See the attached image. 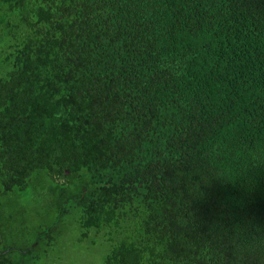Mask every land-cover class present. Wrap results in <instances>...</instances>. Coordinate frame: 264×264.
I'll return each mask as SVG.
<instances>
[{
	"label": "trees",
	"instance_id": "1",
	"mask_svg": "<svg viewBox=\"0 0 264 264\" xmlns=\"http://www.w3.org/2000/svg\"><path fill=\"white\" fill-rule=\"evenodd\" d=\"M0 219L35 264H264V0H0Z\"/></svg>",
	"mask_w": 264,
	"mask_h": 264
},
{
	"label": "flooded vegetation",
	"instance_id": "2",
	"mask_svg": "<svg viewBox=\"0 0 264 264\" xmlns=\"http://www.w3.org/2000/svg\"><path fill=\"white\" fill-rule=\"evenodd\" d=\"M48 228L50 230L47 235L51 234V237H47L46 242L50 245L54 238L51 226L39 231L34 228H26L22 232L19 229L10 228L0 219V264H35V262H39L38 259L43 257L41 250L36 249L40 243L39 239L43 236L39 235ZM30 241L32 242L30 243ZM32 250L34 251L28 254ZM24 260H26L25 263H23Z\"/></svg>",
	"mask_w": 264,
	"mask_h": 264
},
{
	"label": "rangeland",
	"instance_id": "3",
	"mask_svg": "<svg viewBox=\"0 0 264 264\" xmlns=\"http://www.w3.org/2000/svg\"><path fill=\"white\" fill-rule=\"evenodd\" d=\"M27 199L25 203L33 205L34 199L29 196ZM73 238L74 236L71 232L61 236L60 242L55 246V260L49 264H96L93 261L97 252L93 250L88 254L83 253ZM40 264L46 263L45 261H41Z\"/></svg>",
	"mask_w": 264,
	"mask_h": 264
},
{
	"label": "water",
	"instance_id": "4",
	"mask_svg": "<svg viewBox=\"0 0 264 264\" xmlns=\"http://www.w3.org/2000/svg\"><path fill=\"white\" fill-rule=\"evenodd\" d=\"M60 214V213H59ZM49 231V229L46 231V232H48Z\"/></svg>",
	"mask_w": 264,
	"mask_h": 264
}]
</instances>
